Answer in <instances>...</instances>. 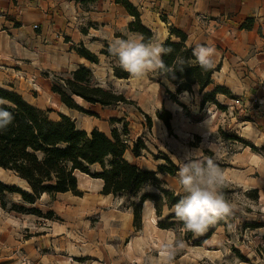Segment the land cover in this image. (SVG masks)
I'll return each instance as SVG.
<instances>
[{"label":"rangeland","instance_id":"1","mask_svg":"<svg viewBox=\"0 0 264 264\" xmlns=\"http://www.w3.org/2000/svg\"><path fill=\"white\" fill-rule=\"evenodd\" d=\"M160 20L164 21L162 17ZM157 23L162 29L156 30L154 44L170 36V30H166L169 27H164L160 21ZM258 34L264 39L261 30ZM126 39L136 38L127 32L121 40ZM114 42L112 39V44ZM111 46L104 49L110 52ZM98 56L99 65L88 62L95 82L103 88L115 89L129 101L103 108L77 100L82 108L98 117L69 110L51 92L56 78H68L69 73L52 75L43 70L36 79L18 78V84L9 85L11 80L4 77L0 83L5 88L13 86L31 104L51 111L53 119L58 118V113L75 117L77 127H88V133L94 127L93 130L98 129L110 137L112 131L117 130L131 145L142 139L148 151L139 159L128 151L127 160L153 171L160 165L176 167L173 176L164 173L159 179L164 188L178 196L186 195L178 176L185 153L198 150L196 154L201 159L211 158L220 170L219 190L233 205L232 214L218 219L205 232L196 235L179 227L160 229L154 205L147 202L143 205L141 223L135 226L134 205L139 198L103 196L102 182L87 175L78 178L81 196L71 193L55 197L43 195L37 201L33 207L51 219L32 215L34 223L22 222L18 228L20 226L14 227V221L8 223L0 216V225H11L8 234L0 235H9L17 229L28 235L23 225H27L28 232L32 231L33 235H75L70 238L74 245H68L76 248L73 252L57 254L59 251L54 250L53 254L42 249L38 256L32 257L31 264H264V124L256 121L257 117L264 118V93L256 87L254 69L249 64L243 65L239 78L231 73L229 76L216 74L215 84L227 87L236 98L218 96L222 109L213 105L201 108L197 93L170 99L166 90L175 93V88L157 71L149 72L142 79L131 76L121 80L113 70L120 66L119 61ZM214 66H220L221 70V64L214 62ZM166 111L172 117L170 128L158 117L161 114L168 118ZM209 143L215 151L209 150ZM97 171L98 167L92 169V173ZM0 180L27 189V185L12 173L1 171ZM143 191H153V188L148 186ZM6 202L9 209L20 202V197L8 196ZM0 209L4 211L1 205ZM4 213L3 216L9 214L11 218L23 215ZM169 213L165 208L163 218ZM211 231L212 236L204 245H193V241Z\"/></svg>","mask_w":264,"mask_h":264},{"label":"trees","instance_id":"2","mask_svg":"<svg viewBox=\"0 0 264 264\" xmlns=\"http://www.w3.org/2000/svg\"><path fill=\"white\" fill-rule=\"evenodd\" d=\"M95 1L80 0L82 3ZM115 3L123 7L133 19L128 25L129 32L139 35L145 43H153L155 33L143 24L139 9L129 0H115ZM253 25L254 19H248L241 29L251 30ZM169 30V38L161 45L171 48V52L163 55L162 59L165 65L172 69V73L165 74L159 70L157 73L175 88V93L166 90L170 99L174 100L176 95L197 93L200 96L201 108L213 105L222 109L218 96L236 98L227 87L215 84L214 75L219 72L220 66L203 69L193 55L195 47L188 45V35L176 27H170ZM75 50L90 64H100L99 56L83 45ZM100 55L118 60L117 56L105 49ZM178 58L183 59V65L179 64ZM113 70L118 79L131 78L120 66L113 67ZM51 92L69 110L92 117L98 115L86 111L77 100L91 107L103 108L129 102L115 89H106L96 83L92 69L86 65H80L68 78H56V82L51 85ZM0 100L6 101L0 107L13 115L11 124L0 130V169L14 174L27 185V189H23L0 180V205L4 211L51 219L45 217L40 209L33 207L37 201L43 195L55 197L71 193L81 196L78 178L89 175L102 182L103 196L139 198V202L134 205L135 226L141 223L143 205L151 202L160 229H184L183 222L172 212L174 205L182 197L164 188V183L159 179V175L164 173L173 176L177 171L176 167L173 166L172 169L160 165L157 171L147 170L126 158L128 151L136 159L148 151L142 139H137L131 145L117 130H113L109 137L98 129L92 130L91 133L80 130L75 120L62 113H58V118L53 119L50 116L51 111L31 104L13 86L0 87ZM165 114L168 118H163L161 114L158 117L170 128L171 114L168 111ZM94 167H98L99 171L92 173ZM148 186L152 187L153 191H143ZM14 195L20 197V202L14 203L8 209L6 198ZM165 208L169 209L170 213L163 218ZM211 234L212 231L193 241V245H204L210 240Z\"/></svg>","mask_w":264,"mask_h":264},{"label":"crops","instance_id":"3","mask_svg":"<svg viewBox=\"0 0 264 264\" xmlns=\"http://www.w3.org/2000/svg\"><path fill=\"white\" fill-rule=\"evenodd\" d=\"M129 1L139 9L143 24L154 33L162 29L157 23L160 21L166 28L184 31L189 46H214V62L221 64L216 74L229 76L231 73L239 78L242 66L249 64L255 71L256 87L264 93V39L258 34L259 30L264 33V0ZM248 19H254L253 28L242 30L241 26ZM132 20L115 0L87 3L80 0H0V80L6 77L11 80L9 85H13L19 83L18 78L36 79L43 70L58 75V72L71 74L80 65L90 67L75 49L83 45L99 55L106 46L112 45V39L121 40L129 32ZM130 35L141 38L137 34ZM166 39L168 36L160 44ZM0 87L5 88L2 82ZM72 119L77 121L75 117ZM256 121L264 124V118L257 117ZM80 130L89 132L85 126ZM0 211L2 219L15 222L14 227L21 228L22 222L34 223L32 215L11 218ZM9 226L0 225V234H8ZM22 229L27 230L28 235L20 229L0 235V264H31L32 257L38 256L42 249L53 254L54 250L59 251L57 254L76 250L68 246L74 245L70 238L75 235H33L32 231L28 232L27 225Z\"/></svg>","mask_w":264,"mask_h":264},{"label":"clouds","instance_id":"4","mask_svg":"<svg viewBox=\"0 0 264 264\" xmlns=\"http://www.w3.org/2000/svg\"><path fill=\"white\" fill-rule=\"evenodd\" d=\"M110 52L118 57L120 67L135 79H142L149 72L162 71L172 73L162 56L171 52L161 44L145 43L143 38L116 40ZM197 63L205 70L214 66L216 49L212 45L197 44L193 49ZM183 65V59L178 58ZM182 70V68H181ZM174 76V73H173ZM6 101L0 100V105ZM13 115L0 107V130L6 129L11 124ZM209 150L215 151L209 143ZM198 150H189L185 153L184 162L179 169L180 184L184 195L173 207L176 218L183 222L184 230L196 235L205 232L210 224L218 219L231 215L233 205L219 190L222 182L220 170L211 158L201 159L196 153Z\"/></svg>","mask_w":264,"mask_h":264},{"label":"bare ground","instance_id":"5","mask_svg":"<svg viewBox=\"0 0 264 264\" xmlns=\"http://www.w3.org/2000/svg\"><path fill=\"white\" fill-rule=\"evenodd\" d=\"M1 171H3V170L0 169V172H1Z\"/></svg>","mask_w":264,"mask_h":264}]
</instances>
